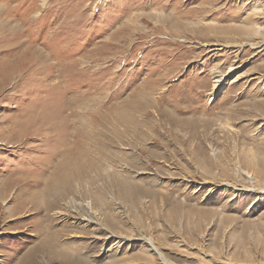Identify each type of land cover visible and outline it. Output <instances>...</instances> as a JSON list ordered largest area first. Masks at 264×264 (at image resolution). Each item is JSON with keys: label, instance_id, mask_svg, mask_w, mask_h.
I'll use <instances>...</instances> for the list:
<instances>
[{"label": "rangeland", "instance_id": "1", "mask_svg": "<svg viewBox=\"0 0 264 264\" xmlns=\"http://www.w3.org/2000/svg\"><path fill=\"white\" fill-rule=\"evenodd\" d=\"M22 63L0 79V264H264V0H0V66ZM78 137L98 167L53 243L28 216Z\"/></svg>", "mask_w": 264, "mask_h": 264}, {"label": "bare ground", "instance_id": "2", "mask_svg": "<svg viewBox=\"0 0 264 264\" xmlns=\"http://www.w3.org/2000/svg\"><path fill=\"white\" fill-rule=\"evenodd\" d=\"M23 67V63L22 64H19V65H14L13 67H5V68H3V67H1L0 66V79H4L5 81H7L8 82V80H9V78H10V75H11V73L12 72H16V71H19L21 68ZM12 76V75H11ZM221 84H222V80H221V78L220 79H214L213 80V86H212V92L210 93V95H209V98L210 99H212V95H213V92H215V91H217L220 87H221ZM70 91V90H69ZM200 96V95H199ZM132 106V105H131ZM134 106V105H133ZM135 109V108H134ZM163 110V109H162ZM138 116V115H137ZM93 118V117H92ZM162 119V118H161ZM30 120H31V118H30ZM91 120V119H90ZM95 120V119H94ZM97 120V119H96ZM177 120V119H176ZM77 121V120H76ZM92 121V120H91ZM114 123H121L122 121H125L124 120V118L120 115H118V116H116L115 118H114ZM215 121V120H214ZM90 122V121H89ZM137 122V121H136ZM97 123V122H96ZM95 123V124H96ZM135 123V122H134ZM100 124V123H99ZM170 124V123H169ZM181 124V123H180ZM135 125H137V124H134L133 125V129L135 128V130L137 129V127H139V125L138 126H135ZM21 126V125H20ZM121 126V125H120ZM153 126V125H152ZM173 126V125H172ZM86 127V126H85ZM84 128V127H83ZM65 129V128H64ZM97 129V128H96ZM105 129V128H104ZM112 129L113 130H115V126H113L112 127ZM121 129V128H120ZM127 129V127H124V131ZM142 129V128H141ZM103 130V129H102ZM156 130V129H155ZM174 130V129H173ZM78 131V130H77ZM84 131V130H83ZM99 131V130H98ZM107 131V130H106ZM134 131V130H133ZM137 131H139V130H137ZM75 132V131H74ZM92 132V131H91ZM100 132V131H99ZM143 132V131H142ZM72 133V132H71ZM106 133V132H105ZM144 133V132H143ZM160 133V132H159ZM174 133V132H173ZM95 134V133H94ZM99 134V133H98ZM120 134V133H119ZM134 134V133H133ZM140 134H141V132H140ZM146 134V133H145ZM93 135V134H92ZM114 135V134H113ZM137 135V134H136ZM142 135V134H141ZM164 135V134H163ZM108 136V135H107ZM129 136V135H128ZM133 136V135H132ZM165 136V135H164ZM89 137H91L90 135H88V138ZM100 137V136H99ZM104 137H106V136H104ZM131 137V136H130ZM144 137V136H143ZM148 137V136H147ZM109 138H111V137H109ZM117 138V137H116ZM124 138V137H123ZM135 138V137H134ZM178 138V137H177ZM66 139V138H65ZM70 139H72V138H70ZM70 139H68V140H70ZM105 139V138H104ZM106 139H108V138H106ZM137 139V138H136ZM148 139V138H147ZM160 139V138H159ZM57 140H59V139H57ZM86 139H84V137L83 138H77V139H75L73 142V145H72V147H69L68 145L69 144H71V143H68V148H67V146H66V149H64V152H63V155H62V158H63V160H62V162H61V164L59 165V166H56V169H55V171H54V173H52L53 175H52V177H50L49 179L50 180H47L46 181V184H45V188H44V190L42 191L44 194H46V195H48V196H50L51 194L49 193V191H52V190H55L54 191V193H55V195L56 196H54L51 200H47V202L44 204V206H39L38 204H35L34 206L32 205V209L35 211V212H33V213H31L28 217H30V216H32V217H35V220H47L48 222H49V225L47 226L46 225V227L47 228H45V229H41L40 228V230H41V233H40V231L38 230V229H36L35 230V232H36V234H42L44 237L43 238H45V239H48V240H50L51 242H53V243H57V242H59L58 240L61 238V237H63V232H67V231H69V230H67L68 228H69V226L70 225H61V226H57V222H58V219L60 218H54V217H52V215L50 216V214H49V212L52 210V209H54L56 206H61V201L62 200H64V199H66V197L69 195V194H73V196H74V194H75V192L77 193V194H80L81 195V183H80V171L82 172V173H84V172H89L90 170H94V169H97V164L96 165H94L93 164V162H92V159L91 158H93V156H89L88 157V162H85V163H83L82 162V159L84 158V156L86 155V157L88 156V152H87V154H85V152H86V149L84 148V144H85V141ZM93 140V139H92ZM91 140V141H92ZM118 140V139H117ZM127 140V139H126ZM130 140V139H129ZM132 140V139H131ZM135 140V139H134ZM142 140V139H141ZM145 140V139H144ZM76 141V142H75ZM108 141H110V140H108ZM119 141V140H118ZM136 141V140H135ZM138 141V140H137ZM136 141V142H137ZM140 141V140H139ZM160 141V140H159ZM103 142V141H102ZM117 142V141H116ZM93 143V142H92ZM97 143V142H96ZM104 143V142H103ZM106 143V142H105ZM143 143V142H142ZM99 144V143H98ZM97 144V145H98ZM140 144V143H139ZM148 144V143H147ZM154 144H156V143H154ZM161 144V143H160ZM145 145V144H144ZM144 145H142V146H144ZM130 146V145H129ZM162 146V145H161ZM160 146V147H161ZM113 147V146H112ZM131 147V146H130ZM136 147V146H135ZM140 147V146H139ZM150 147V146H149ZM100 148V147H99ZM147 148V147H146ZM145 148V149H146ZM94 149V148H93ZM131 149V148H130ZM144 149V150H145ZM148 149V148H147ZM159 149V148H158ZM157 149V150H158ZM115 150V149H114ZM136 150V149H135ZM118 151V150H117ZM116 151V152H117ZM155 151V150H154ZM167 151V150H166ZM108 152V151H107ZM112 152H114V151H112ZM132 152V151H131ZM137 152V151H136ZM163 152V151H162ZM105 153V152H104ZM139 153V152H138ZM150 153H151V151H150ZM158 153V152H157ZM160 153H161V151H160ZM112 154V153H111ZM140 154V153H139ZM149 154V153H148ZM166 154V153H165ZM164 154V155H165ZM150 155H152V153L150 154ZM155 155V154H154ZM115 156H116V154H115ZM134 156V155H133ZM131 156L129 155V153L128 152H126V151H124L123 153H122V158H124V160L127 162L126 164H128L129 165V161H127L129 158H130ZM135 157H136V155H135ZM154 157V156H153ZM156 157V156H155ZM158 157H160L159 155H158ZM183 157V156H182ZM104 158H109V155L108 154H106V155H104ZM117 158V157H116ZM120 158V157H119ZM152 158V157H151ZM161 158V157H160ZM86 159V158H85ZM118 159V158H117ZM138 159V158H137ZM118 160H122V159H118ZM166 160V159H165ZM109 161V160H108ZM135 161V160H134ZM141 161V160H140ZM148 161V160H147ZM105 162V161H104ZM132 162V161H131ZM138 162L139 161H137L136 163L138 164ZM142 162V161H141ZM140 162V163H141ZM121 163V162H120ZM139 163V165H141L142 167H144L143 166V164L141 163L140 164ZM148 163V162H147ZM122 164H124V162H122ZM146 164V163H145ZM104 166V165H103ZM102 166V167H103ZM131 166V165H130ZM135 166V165H134ZM106 167H107V165H106ZM112 167V166H111ZM122 167V166H121ZM125 167V166H124ZM129 167V166H128ZM133 167V166H132ZM136 167H137V165H136ZM135 167V168H136ZM162 167V166H161ZM100 168V167H99ZM146 168V167H145ZM114 169V168H113ZM157 169V168H156ZM76 170V175H73V172ZM116 170V169H115ZM123 170V169H122ZM128 170H132V168L131 169H128ZM127 170V171H128ZM113 171V170H112ZM118 171V170H117ZM70 172H72V175L73 176H71V177H69V173ZM141 172V171H140ZM75 173V172H74ZM120 173V172H119ZM122 173H125V171L123 172L122 171ZM239 173V172H238ZM241 174H243V175H245V176H247V177H251V174H249L247 171H241L240 172ZM118 174V173H117ZM130 174H131V172H130ZM88 175V174H87ZM118 175H121V173L120 174H118ZM244 176V177H245ZM123 177V176H122ZM128 177V176H127ZM92 178H94V177H92ZM27 179V178H26ZM95 179V178H94ZM144 180V179H143ZM87 181V180H86ZM85 181V182H86ZM104 181V180H103ZM73 182L75 183V187H73ZM107 183V182H106ZM103 185V184H102ZM101 185V186H102ZM144 185V184H143ZM83 186V185H82ZM23 187H25V186H23ZM20 188V187H19ZM22 188V187H21ZM37 188V187H36ZM93 188H97V186H94L93 185ZM105 188V187H104ZM7 189H9V187L7 188ZM25 189V188H24ZM132 189V188H131ZM41 191V190H40ZM88 191V190H87ZM107 191V190H106ZM34 192V191H33ZM26 193V192H25ZM42 193V194H43ZM8 194V193H7ZM83 194V193H82ZM99 194V193H98ZM28 195V194H27ZM31 195V194H30ZM32 195H33V193H32ZM31 195V196H32ZM38 195V194H37ZM34 197V196H33ZM106 197V196H105ZM34 198H37V197H34ZM81 198V197H80ZM110 198V197H109ZM32 199V198H31ZM20 200H22V199H20ZM30 200V199H29ZM33 200V199H32ZM31 200V201H32ZM27 201V200H26ZM30 201V202H31ZM91 201V200H90ZM16 202H18V201H16ZM23 202V201H22ZM29 202V201H28ZM36 202H37V200H36ZM20 203H21V201H20ZM34 203V202H33ZM32 203V204H33ZM161 203V202H160ZM86 204H88V203H86ZM89 205V204H88ZM81 206V205H80ZM15 207V206H14ZM18 207V206H17ZM69 207V206H68ZM71 207V206H70ZM20 209H21V207H20ZM23 210V209H22ZM69 210H67V212H68ZM21 212V211H20ZM29 212V211H28ZM58 212H60V211H58ZM57 212V213H58ZM53 213V212H52ZM23 214V213H22ZM21 214V215H22ZM38 214H40V215H38ZM38 215V216H37ZM60 215H62L63 216V219H66L67 218V216H68V214H65V213H60ZM151 215V214H150ZM54 216V215H53ZM93 217V216H92ZM94 218V217H93ZM153 218V217H152ZM92 220V219H91ZM95 220V219H94ZM93 221V220H92ZM99 221V220H98ZM32 222V221H31ZM90 222V221H89ZM97 223V222H96ZM46 224V223H45ZM98 224V223H97ZM22 224L21 223H17V222H14V224H13V226H11V227H7L8 229L9 228H12V229H14V228H19L20 226H21ZM34 225V224H33ZM100 225V224H99ZM41 226V225H40ZM63 241V240H62ZM61 241V242H62ZM152 245V244H151ZM68 246H70V245H68ZM153 247H154V249H155V251H156V253H157V255H158V257L160 258V260L161 261H163V257H162V253H160L159 251H158V249L153 245ZM53 250V249H52ZM57 250V249H56ZM55 251V250H54ZM31 252H27V253H25L24 254V256L22 257V259L23 260H27L28 258H30V257H32V254H30ZM79 258V257H78ZM18 261V260H17ZM22 261V260H21ZM17 263V262H16ZM22 263V262H21ZM25 263V262H24ZM15 264V263H14ZM30 264H33V263H30ZM35 264V263H34ZM37 264V263H36Z\"/></svg>", "mask_w": 264, "mask_h": 264}]
</instances>
